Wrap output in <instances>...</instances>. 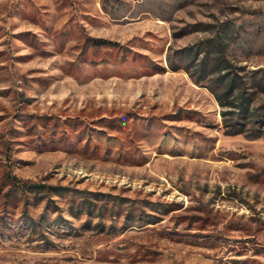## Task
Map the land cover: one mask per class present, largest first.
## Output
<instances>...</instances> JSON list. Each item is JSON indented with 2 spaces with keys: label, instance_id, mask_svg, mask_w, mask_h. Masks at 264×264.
<instances>
[{
  "label": "rangeland",
  "instance_id": "1",
  "mask_svg": "<svg viewBox=\"0 0 264 264\" xmlns=\"http://www.w3.org/2000/svg\"><path fill=\"white\" fill-rule=\"evenodd\" d=\"M0 264H264V0H0Z\"/></svg>",
  "mask_w": 264,
  "mask_h": 264
},
{
  "label": "trees",
  "instance_id": "2",
  "mask_svg": "<svg viewBox=\"0 0 264 264\" xmlns=\"http://www.w3.org/2000/svg\"><path fill=\"white\" fill-rule=\"evenodd\" d=\"M206 66H207V62H206V60H203L202 61V63H201V66H200V69H201V73H205V68H206ZM221 80V78L219 77L218 78V81H220ZM223 81V80H222ZM228 84V90H226L225 92H224V95L226 96L228 93H230L232 90H233V88L235 87V85H236V83H235V79L234 78H232L230 81H229V83H227ZM218 96L219 97H221V94H218ZM237 99H239V102H238V104H236L235 106H236V108H234V109H231L228 113H230V114H232V118L231 119H233L234 117V119H236V117H237V119H239V118H241L242 116H245V115H247V112L250 110V108H251V106H250V102L249 101H247L248 100V98H246L245 96H244V93H241V95H239V96H237ZM227 112H225V114H226ZM18 183V185H19V187H20V189H22V190H25V189H27V188H32V189H40V188H45L46 186L45 185H41V184H29L28 182H21V181H19V182H17ZM41 191V190H40Z\"/></svg>",
  "mask_w": 264,
  "mask_h": 264
}]
</instances>
